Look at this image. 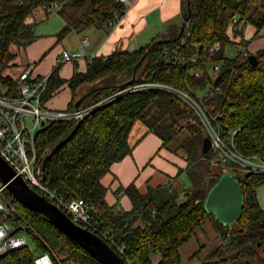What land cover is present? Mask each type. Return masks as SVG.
<instances>
[{"label": "trees", "instance_id": "1", "mask_svg": "<svg viewBox=\"0 0 264 264\" xmlns=\"http://www.w3.org/2000/svg\"><path fill=\"white\" fill-rule=\"evenodd\" d=\"M52 2L60 4L58 13L65 23L58 34L59 40L71 31L110 24L126 11V6L117 0H0V94L16 96L18 80L4 74L15 58L11 46L27 45L35 40L33 24H28L26 19L38 6ZM184 7L185 15L190 14L183 34L179 37L178 30L171 37L163 33L153 40L152 43L169 39L152 47L134 80V67L152 43L137 51L97 56L88 62L85 72L75 65L68 79L59 75L58 67L54 68L42 100L48 101L67 84L73 93L67 109L72 110L79 97L98 88L90 87L78 96L80 86L123 73H127L124 81L99 87L87 97H91L87 105L119 88L143 82L161 83L184 92L213 87V95L206 96L205 103L210 112L217 115L214 124L223 140L229 143L233 130L238 129L233 137L236 147L247 155L264 159V48L255 53L256 65L248 60L250 52L248 56L242 55L240 50L236 55L226 53L230 45L236 48L247 45L232 38L242 36L248 24L256 28L255 37L259 35L264 27V0H190L189 4L184 0ZM234 19L237 24H243V29L236 33L232 32ZM217 42L221 43V49L211 54L210 49ZM177 49L186 57L183 63L173 58ZM216 64L219 65L217 72L214 71ZM197 69L203 72L201 77L193 75ZM217 86H220L219 91L215 90ZM139 120L147 126L148 133L161 138L162 145L177 141L178 148L186 154L187 166L166 186L149 187L145 193L134 183L125 187L124 192L133 206L124 211L107 203L108 189L101 179L115 162L132 152L129 135ZM75 125L71 121H56L36 134L37 164L42 169V177L45 175L43 183L58 197L81 198L94 205L92 220L107 238L114 240L111 243L104 238L129 264H183L181 248L208 220L213 223L220 242L200 264H264V207L258 199L264 175L243 177V211L232 225L222 223L209 213L205 200L225 171L220 162L212 163L216 159L212 149L203 153L207 130L194 109L181 97L154 88L120 95L87 114L77 131L55 150L43 169L46 156ZM183 172L189 178V185L179 181ZM30 186L42 193L35 185ZM7 195L38 233L33 239L40 251L50 253L55 260L58 256L63 264H100L46 217L17 201L8 189ZM181 196L184 200L178 202ZM43 231L49 233L50 239ZM121 247L124 251H120ZM154 255L160 257L157 263ZM33 256L31 249L25 247L0 255V264H33ZM196 256L198 253L193 258Z\"/></svg>", "mask_w": 264, "mask_h": 264}, {"label": "built area", "instance_id": "2", "mask_svg": "<svg viewBox=\"0 0 264 264\" xmlns=\"http://www.w3.org/2000/svg\"><path fill=\"white\" fill-rule=\"evenodd\" d=\"M15 1L22 2V0ZM117 1L124 4L127 9V6L131 5L134 0ZM58 6V2L40 5L32 11L26 22L34 24L36 19L40 18V15L42 19H48L58 13L56 10ZM120 18L110 22V25L116 27ZM236 22V19L232 22V32L234 33L243 29V24H237ZM88 44L89 40L84 38L76 50H63L59 62H77L79 60L91 62L98 55L95 52L88 53L86 51L85 48ZM238 48L242 55H249L247 46L240 45ZM220 49L221 43H215L210 49L211 54H216ZM174 54L173 58L180 62L183 63L186 60V57L179 52V49ZM167 61L168 63L172 62L171 58H168ZM34 69L35 64L28 65L16 78L19 82L16 96L0 94V155L14 168L18 175L23 176L29 184L38 187L44 195L57 204L75 222L88 230L102 235L103 238L107 237L100 231L96 222L92 220L91 212L95 211L94 205L86 203L81 198L65 200L58 197L44 185L42 169L37 164L35 137L39 131L56 121H71L74 124L82 122L87 114L125 93L142 88H154L178 95L194 109L204 124L212 142L211 149L216 154V159L212 160V163L220 162L225 173L229 172L243 177L246 174L264 175V159L259 156L247 155L236 147L233 137L238 129L233 130L229 143L223 140L219 128L214 124L217 120V115H213L205 103V97L213 95V87L197 92L192 90L184 92L161 83L143 82L126 88H119L109 96L89 105H80L79 108L74 107L72 110H53L48 108L46 102L42 100L47 90L49 75L34 77L32 75ZM218 70L219 65H214V71L217 72ZM193 75L201 77L203 72L197 69ZM215 90L219 91L220 86H217ZM34 236H38V233L25 219L13 200L9 198L6 185H1L0 255L29 247V238L32 237L33 239ZM107 239L109 242L114 243L113 239L109 237ZM120 251H124V247H121ZM33 264H58V261L50 253L39 251L38 254L33 256Z\"/></svg>", "mask_w": 264, "mask_h": 264}, {"label": "crops", "instance_id": "3", "mask_svg": "<svg viewBox=\"0 0 264 264\" xmlns=\"http://www.w3.org/2000/svg\"><path fill=\"white\" fill-rule=\"evenodd\" d=\"M184 16V0H134L131 5L127 6L116 27L110 24L91 25L81 32L71 31L61 41H58L60 43L56 44L54 43V37L37 39L27 46L24 54H21L19 50V58H16V48L13 50L11 48L15 58L10 66H13L11 69H15L17 75L4 74L18 78L24 69L20 70V65L27 63V66L31 64L30 62H33L35 64L32 74L34 77L48 76L54 68L58 67L59 75L64 79H68L73 75L75 65H77L79 71L85 72L88 62L79 60L77 62L60 63L58 54L63 50H76L82 39L87 38L89 40V44L85 48L86 51L88 53L95 52L98 56H108L116 51H137L151 44L163 33L171 37L169 33L175 34L176 31L181 29ZM64 24L63 21V26ZM255 34L256 28L248 24L245 26L242 36L232 39L236 42H246L250 54H255L264 48V27L258 36L255 37ZM53 44L55 45L53 54L45 55V53L43 55L47 48ZM82 93L77 92L78 96ZM72 97V90L65 84L46 101V106L53 110L67 109ZM147 130V126L143 122L135 123L129 135V144L133 148L132 152L121 161L115 162L111 166V170L101 179L103 185L108 189L105 196L107 203L116 205L119 210L129 211L132 209L131 199L124 192V188L131 183H134L141 193H145L152 185L153 187L166 186L175 177L172 168L162 159V154L165 151L161 150V156H155L156 153L160 152L161 138L154 133H148ZM148 163L158 168L157 174L155 169L146 167ZM186 166L184 165L181 169L186 168ZM165 175L171 178L170 181ZM219 242L218 233L213 223L208 220L203 228L198 230L196 235L183 245L181 248L182 259L185 260L188 257L192 259L197 253L198 256L194 258L202 255L200 257L202 259ZM201 248L203 249L199 253ZM153 259L157 263L160 257L154 255Z\"/></svg>", "mask_w": 264, "mask_h": 264}, {"label": "water", "instance_id": "4", "mask_svg": "<svg viewBox=\"0 0 264 264\" xmlns=\"http://www.w3.org/2000/svg\"><path fill=\"white\" fill-rule=\"evenodd\" d=\"M190 0H188V4ZM189 14L184 16L179 37L183 34ZM169 39H160L154 41L146 53L140 58L134 67L133 78L139 68L140 64L144 61L152 47L157 44L168 42ZM248 60L252 65L257 64L256 54L248 56ZM131 80V82H132ZM100 89L93 88L79 97L75 102V108L82 105L91 93ZM81 122H78L71 133L61 142H59L51 152L46 156L45 163L52 156L55 150L63 143L68 141L73 134L77 131ZM211 139L207 136L203 142V153H207L211 149ZM42 180L45 181V175ZM243 176L233 173H224L218 182L211 188L205 200V209L218 218L222 223L232 225L243 211L244 198L242 182ZM0 181L6 185L8 191L12 196L22 203L24 206L32 209L33 211L43 215L48 221L55 226L60 232L65 234L74 243L86 250L93 256L100 264H129L128 261L117 251H115L110 244L99 234L88 230L79 223L75 222L68 214H66L57 204L52 202L46 195L39 193L33 189L30 184L24 179L23 176L18 175L11 165L3 159L0 155Z\"/></svg>", "mask_w": 264, "mask_h": 264}, {"label": "rangeland", "instance_id": "5", "mask_svg": "<svg viewBox=\"0 0 264 264\" xmlns=\"http://www.w3.org/2000/svg\"><path fill=\"white\" fill-rule=\"evenodd\" d=\"M59 8H60V4L56 8L57 12L59 11ZM35 23L36 24L33 25L34 33L36 35L35 40H37V39L39 40L41 38H53L54 37L55 38L54 43L55 44L56 43H60L58 41H61V40H59V39L57 40V38H58L57 36H58L59 32L61 31V29L63 27V21H62V18L59 16V13H57L55 15H52L48 19H45V20L42 19L41 15H40V18H37ZM28 24H33V23H28ZM169 35H174V33H169ZM29 44H31V43H29ZM29 44H27V45H13L11 47L12 50L14 48H16V51H17L16 52V58H19L20 57V51H21V54H24L25 49L27 48V46ZM54 47H55V45L53 44L52 46H50L49 48H47V50L43 53V55L45 53H46L45 55H48L50 53H51L50 55H52L53 54ZM226 53L227 54H234V55H236V54L239 53V48H236L235 46L230 45V46H228L226 48ZM61 54H62V52H60L58 55L60 56ZM30 63L33 64V62H30ZM26 64H24V65L21 64L20 65V67H21L20 70H22L23 68H25ZM28 65H30V64H28ZM11 68H13V66L7 67L4 70V73H9L12 76H16L17 75L16 74V70L15 69H11ZM126 76H127V73H123V74L115 75V76H112V77H108V78L96 80L94 82H89V83H86V84H83L82 86H80L79 89L77 90V92L78 93L85 92L89 87H93V86H95V87H101V86H104V85L118 84V83L124 81L126 79ZM4 91H6V90H4ZM90 98L91 97L87 98V100H85L83 102V105H87L88 102L90 103ZM137 122H141V121L139 120ZM178 145L179 144H178L177 141L171 142L167 146L162 145L160 147V152L155 154V156H161V150H164L166 152V153L164 152V154H162V159L172 168V171L174 172L173 175L175 177L177 176L179 170L181 168H183L184 165L185 166L187 165L186 154H185V152L182 149L178 148ZM146 167H151L153 170L155 169L156 170V174H157L158 168L156 166H153L150 163H148L146 165ZM165 176L168 178V181H170L171 178H169L168 175H165ZM179 181H181L182 183H184L186 185H189L190 184V181H189V178H188L186 172H183V173H181L179 175ZM1 185H3V184L0 181V186ZM151 187H153V185ZM258 199H259L260 204L262 206H264V185H262L258 189ZM183 200H184V196H181V198L178 200V202H181ZM43 234L50 239V235H49L48 232L43 231ZM29 244H30L29 245V248L31 249L32 253L33 254H38V252L40 251V248L37 246V243L35 242L34 239H32V237L29 238ZM201 256L202 255H199V257L192 258V259L190 257H188L185 260H183V264H200V263H202V260L200 258ZM55 258L58 261V264H63L60 261V258L57 259L58 256H55Z\"/></svg>", "mask_w": 264, "mask_h": 264}]
</instances>
